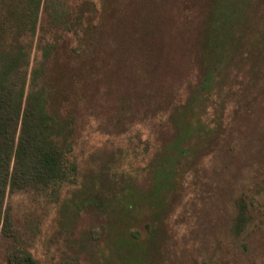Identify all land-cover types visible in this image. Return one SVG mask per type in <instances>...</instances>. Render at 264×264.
Here are the masks:
<instances>
[{
    "label": "rangeland",
    "instance_id": "374dc122",
    "mask_svg": "<svg viewBox=\"0 0 264 264\" xmlns=\"http://www.w3.org/2000/svg\"><path fill=\"white\" fill-rule=\"evenodd\" d=\"M63 1L77 11L85 0ZM90 1L97 11L84 18L90 33L81 38L50 29L41 0L28 78L56 34L67 56L81 44L90 55L82 66L92 58L93 111L76 126L75 180L6 189L0 264H30L28 256L34 264H264V0H235L237 39L217 49L203 42L205 22L220 17L216 0ZM129 65L143 83L123 131L110 85ZM209 70L213 83L200 90ZM168 85L173 106L148 115L150 97ZM179 128L189 132L185 154L154 194L159 156ZM239 205L247 225L237 237Z\"/></svg>",
    "mask_w": 264,
    "mask_h": 264
},
{
    "label": "trees",
    "instance_id": "16d2710c",
    "mask_svg": "<svg viewBox=\"0 0 264 264\" xmlns=\"http://www.w3.org/2000/svg\"><path fill=\"white\" fill-rule=\"evenodd\" d=\"M40 6L41 0H0V209L7 188L49 187L54 182L67 183L69 176L75 180L77 163L69 156H72L75 145L76 126L79 120L90 117L93 111L87 103L86 93L90 88L89 80L94 75L92 58L88 59L89 69L82 66V63L86 64L82 56L90 55L86 54L81 44L78 50L67 56L65 47L60 44L61 36L56 34L51 42L40 46L41 59L28 78L27 47H30L36 32ZM44 8H50V13L46 11L50 29L55 33L60 30L66 33L82 31L81 38L90 33L88 28L82 30L84 18L90 23V17L97 11L90 0H85L77 11L63 0H44ZM238 10L240 8L235 0H216L214 12L219 11L220 17L217 22H205L204 44L217 49L218 44L232 43L237 39L230 24L233 13ZM85 11L90 13L89 16L85 17ZM82 69L87 70L85 76ZM122 79V82L120 78L118 84L113 83L110 87L116 91L114 113L124 131L126 124L137 113L139 101L136 92L139 83H143V77L137 68L129 65ZM212 83L213 75L209 70L200 90L209 89ZM157 90L150 97L153 99L148 115H161L173 106L171 85L158 87ZM188 133L179 128L175 138L163 148L153 173L154 194L171 180L177 160L185 154L183 138ZM237 209L233 230L239 237L247 225L246 208L239 205ZM155 232V227L150 228L149 237L153 238ZM237 244L241 246L239 241ZM143 253L144 258L145 250ZM28 259L30 264H34L30 256ZM120 260L128 263L122 257Z\"/></svg>",
    "mask_w": 264,
    "mask_h": 264
}]
</instances>
